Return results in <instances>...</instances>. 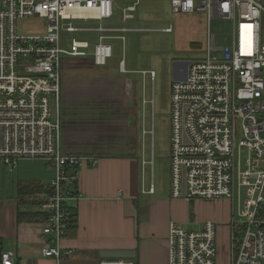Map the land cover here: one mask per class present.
I'll return each mask as SVG.
<instances>
[{
	"label": "built area",
	"instance_id": "2783aa9c",
	"mask_svg": "<svg viewBox=\"0 0 264 264\" xmlns=\"http://www.w3.org/2000/svg\"><path fill=\"white\" fill-rule=\"evenodd\" d=\"M141 1L0 0V165L12 171L21 160H44L53 170L51 194L39 212L44 216L41 255L55 264L71 256L61 243L72 223L69 205L81 200L79 170L97 164L96 157L61 149L56 111L62 58L90 56L94 66L104 68L113 56L112 42L123 51L128 34H171V22L151 27L138 21ZM168 2L174 14L204 13L208 23H231L228 44L217 47L208 30L203 55L190 62L186 80L171 82V198L211 201L237 195L239 223L231 224L228 264H264V0ZM35 17L45 21L43 33L17 30L18 21ZM78 34L96 41H77ZM118 72L139 75L143 96L147 81L152 88L156 78L154 71H127L124 59ZM242 189L248 190L243 200ZM141 193H155L152 171ZM216 234L210 220L197 231L171 222L167 264H217ZM15 259L13 251L0 253V264H15ZM98 264L133 263L100 259Z\"/></svg>",
	"mask_w": 264,
	"mask_h": 264
},
{
	"label": "crops",
	"instance_id": "0c3cea01",
	"mask_svg": "<svg viewBox=\"0 0 264 264\" xmlns=\"http://www.w3.org/2000/svg\"><path fill=\"white\" fill-rule=\"evenodd\" d=\"M185 15L189 18L199 16L202 21L205 18L195 13ZM95 41L94 37L93 43ZM108 65L98 68L90 56L63 57L61 62L60 103L56 111L61 126V149L66 154L97 158L95 166L85 165L79 170L76 190L81 200L69 205L76 212V218L61 243L62 249L71 251V256L63 264H98L100 252L116 250L134 251L135 257L129 259L133 264H167L169 224L174 222L183 228L186 225L185 214H178L171 207L170 202L175 199H156L155 193H141L140 166L135 159L126 157L132 140L129 135L124 136L121 132V139L115 142L108 143L105 139L103 151L89 148L98 145V140L107 132L96 124L100 116L94 111L93 99L83 98L82 89L79 96L72 91L78 90L76 86L82 88L94 84L100 75L112 80L120 79L124 86L141 81L135 73L130 74L139 80L122 77L118 64L117 73L112 72ZM96 101L101 102L99 99ZM52 178L47 184L38 181L39 178L19 182L35 183L42 188L25 199L24 207L19 206L18 195L15 198L0 197V249L1 252L13 251L15 264H55L54 260L41 255L44 245L41 223L18 222L17 219L18 209L32 211L31 201L46 200ZM140 195L149 196L145 212H140ZM191 201L185 200L189 204Z\"/></svg>",
	"mask_w": 264,
	"mask_h": 264
},
{
	"label": "rangeland",
	"instance_id": "374dc122",
	"mask_svg": "<svg viewBox=\"0 0 264 264\" xmlns=\"http://www.w3.org/2000/svg\"><path fill=\"white\" fill-rule=\"evenodd\" d=\"M195 15H203L204 21L200 20L199 16L189 18L187 15L172 13L168 0H143L136 15L138 21L151 27H162L171 22L172 33L128 34L125 37L123 51L119 42H112L113 56L108 61V68L112 72L117 73V64L121 59H124L127 71L155 72L156 78L153 87L151 88L149 81L145 84V96H140L141 81L128 84L129 88L128 85L124 86L120 79L112 80L102 75L95 79L94 84L90 83L82 88L76 86L78 90L72 89L76 96L82 94L80 93V89H82L83 98L93 99L94 111L100 116V121L96 124H100L107 132V135H103L101 140H98V145L89 148L103 151L104 142L120 140L121 132L124 136L127 134L134 140L137 136L135 119L137 118L142 135L145 137L141 148L139 147L141 156L139 164L140 188L143 182L147 189L152 171L156 199L173 200L169 188L171 63L176 60L193 62L199 59L203 55L208 30L209 33L215 35L217 47L228 44L231 37L230 22L212 19L208 23L204 13H195ZM45 26V21L39 17L17 22V30L23 35L43 33ZM63 38L70 39L69 36ZM75 39L89 41L92 44L94 37L78 34ZM62 46L67 48V41H62ZM122 77L136 78L132 74ZM98 99L101 100L100 103L96 101ZM131 127L134 130H131ZM151 160H153V166L149 164ZM52 177L53 170L44 160H21L17 168L12 171L0 165V197L2 199L15 198L19 182L25 179L39 178L38 181L47 184ZM247 196L248 190L242 189L241 200ZM148 199L149 196H139L140 212H145L147 209ZM185 200L181 198L170 202L171 207L178 214H185L186 225L183 228L186 227L185 229L190 231L199 230L206 220L213 221L217 227L216 263L228 264L231 224L232 222L239 223L238 196L235 195L233 200H188L191 201L190 204Z\"/></svg>",
	"mask_w": 264,
	"mask_h": 264
},
{
	"label": "trees",
	"instance_id": "16d2710c",
	"mask_svg": "<svg viewBox=\"0 0 264 264\" xmlns=\"http://www.w3.org/2000/svg\"><path fill=\"white\" fill-rule=\"evenodd\" d=\"M140 96H141V93H140ZM136 117H137V115H136ZM135 119H136L137 136L134 140L132 139V141L129 143L130 147L128 148V151L126 153V157L133 158L138 162V164H140L141 156L139 153V147L141 148V143L143 142V139L145 137L142 135L141 126H139L137 118H135ZM41 189L42 188H39V186L35 183L19 184V187L17 190V195H18V198L20 200L19 206H21V207L26 206L25 199L27 197L34 196L35 194L40 192ZM46 192H48V190ZM50 194H51V190L49 188V193L47 196H49ZM44 202H45V199L44 200H36V201L33 200V201H31L29 205L33 206L34 210H32V211H22L21 209H18V212H17L18 222L39 221L42 224V222L44 221V216L42 213L39 212V208ZM69 210H70V215L72 217V223H71V225H72L75 222L76 212L73 209H69ZM0 246H1V244H0ZM0 253H1V249H0Z\"/></svg>",
	"mask_w": 264,
	"mask_h": 264
},
{
	"label": "water",
	"instance_id": "95a60500",
	"mask_svg": "<svg viewBox=\"0 0 264 264\" xmlns=\"http://www.w3.org/2000/svg\"><path fill=\"white\" fill-rule=\"evenodd\" d=\"M189 64L190 62L188 61H173L170 66L171 80L174 82L185 81ZM99 257L101 259H133L135 257V252L125 250L102 251Z\"/></svg>",
	"mask_w": 264,
	"mask_h": 264
}]
</instances>
